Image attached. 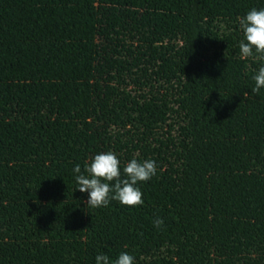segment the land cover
<instances>
[{
	"label": "trees",
	"instance_id": "trees-1",
	"mask_svg": "<svg viewBox=\"0 0 264 264\" xmlns=\"http://www.w3.org/2000/svg\"><path fill=\"white\" fill-rule=\"evenodd\" d=\"M253 8L0 0V264H264V60L240 58L237 20ZM108 151L122 176L156 161L142 206H86L73 169Z\"/></svg>",
	"mask_w": 264,
	"mask_h": 264
},
{
	"label": "clouds",
	"instance_id": "clouds-1",
	"mask_svg": "<svg viewBox=\"0 0 264 264\" xmlns=\"http://www.w3.org/2000/svg\"><path fill=\"white\" fill-rule=\"evenodd\" d=\"M244 39L239 43V53L242 60L255 57L264 60V9H251L245 16L237 17ZM255 86L252 93L259 94L264 89V66L259 67L252 77ZM247 93H245V97ZM73 172L77 183V190L87 193L85 202L87 207H108L111 201L135 208L142 206L143 192L141 183L150 181L157 175L156 161L146 159L139 161L132 158L123 167V176L120 168V159L117 154L108 151L96 154L90 161L85 162L84 171L77 164ZM163 220L156 217L153 220L155 227L163 226ZM96 264H136L135 257L127 252H121L115 261H111L106 254H99L95 258Z\"/></svg>",
	"mask_w": 264,
	"mask_h": 264
}]
</instances>
